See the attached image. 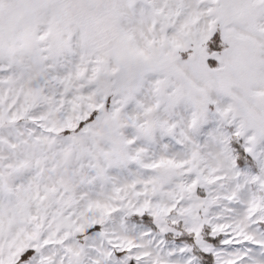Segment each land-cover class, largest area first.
<instances>
[{
  "label": "snow or ice",
  "instance_id": "6c2138e0",
  "mask_svg": "<svg viewBox=\"0 0 264 264\" xmlns=\"http://www.w3.org/2000/svg\"><path fill=\"white\" fill-rule=\"evenodd\" d=\"M90 232L264 264V0H0V264H84Z\"/></svg>",
  "mask_w": 264,
  "mask_h": 264
},
{
  "label": "rangeland",
  "instance_id": "374dc122",
  "mask_svg": "<svg viewBox=\"0 0 264 264\" xmlns=\"http://www.w3.org/2000/svg\"><path fill=\"white\" fill-rule=\"evenodd\" d=\"M157 149H159V145H157ZM121 181L125 178H130L129 173L127 171H123L118 174ZM105 227L108 229L110 233L122 236L136 237L138 242H143L140 239V234L146 231V225L142 223H136L127 216H122V214H116L114 217L108 222ZM89 238L85 241L83 238H78L79 243L85 245V251L87 255L84 257V264H93L94 260L101 261V264H122V253L114 252L112 257H109L107 260H104L101 252L107 247L106 241H104L101 237L93 235L91 232L88 234ZM146 239V238H145ZM157 240H154L151 245L148 247L159 250V246L157 244ZM167 248L173 247V244L170 242ZM163 254V253H161ZM173 259L179 260V257H173ZM132 264V262H129Z\"/></svg>",
  "mask_w": 264,
  "mask_h": 264
},
{
  "label": "trees",
  "instance_id": "16d2710c",
  "mask_svg": "<svg viewBox=\"0 0 264 264\" xmlns=\"http://www.w3.org/2000/svg\"><path fill=\"white\" fill-rule=\"evenodd\" d=\"M127 218H129L130 220H132V221H134V222H136V223H142V224H144L141 220H139V219H137V218H135V217H127Z\"/></svg>",
  "mask_w": 264,
  "mask_h": 264
}]
</instances>
